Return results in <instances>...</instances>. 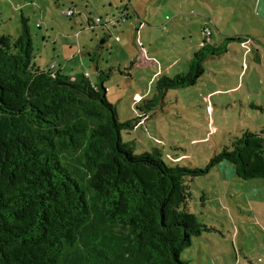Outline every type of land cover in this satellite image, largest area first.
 <instances>
[{
    "label": "trees",
    "instance_id": "obj_1",
    "mask_svg": "<svg viewBox=\"0 0 264 264\" xmlns=\"http://www.w3.org/2000/svg\"><path fill=\"white\" fill-rule=\"evenodd\" d=\"M224 46L204 42L158 95L196 85ZM33 60L22 17L18 37L0 35V264H188L181 253L212 230L190 210V184L221 163L264 179L263 135L234 138L205 168L171 167L123 141L133 125L119 121L105 77L93 85Z\"/></svg>",
    "mask_w": 264,
    "mask_h": 264
},
{
    "label": "rangeland",
    "instance_id": "obj_2",
    "mask_svg": "<svg viewBox=\"0 0 264 264\" xmlns=\"http://www.w3.org/2000/svg\"><path fill=\"white\" fill-rule=\"evenodd\" d=\"M263 12L259 0H0V35L18 37L28 19L40 68L105 77L136 155L158 149L168 166L202 169L243 133L264 137ZM235 34L244 41L226 43ZM204 42L226 52L208 58L196 85L160 97L157 81L186 73ZM190 188L191 212L212 230L181 259L264 264V179L241 180L221 163Z\"/></svg>",
    "mask_w": 264,
    "mask_h": 264
},
{
    "label": "crops",
    "instance_id": "obj_3",
    "mask_svg": "<svg viewBox=\"0 0 264 264\" xmlns=\"http://www.w3.org/2000/svg\"><path fill=\"white\" fill-rule=\"evenodd\" d=\"M259 5L261 6V9L264 11V0H259ZM264 13V12H263ZM234 36H239V35H233V36H226V37H234ZM224 37V38H226ZM244 39V38H243ZM241 37V41H244ZM99 76V75H98ZM89 79V78H88ZM99 79V77H98ZM90 80V79H89ZM97 83L93 84V85H96ZM203 206H205V204H203Z\"/></svg>",
    "mask_w": 264,
    "mask_h": 264
},
{
    "label": "built area",
    "instance_id": "obj_4",
    "mask_svg": "<svg viewBox=\"0 0 264 264\" xmlns=\"http://www.w3.org/2000/svg\"><path fill=\"white\" fill-rule=\"evenodd\" d=\"M67 15H68V16L72 15V11H69V12L67 13ZM122 19H123V21H125L124 18H122ZM97 23H100V21L98 20ZM204 34H206V35L209 37V36L211 35V32H209L208 30H205V31H204Z\"/></svg>",
    "mask_w": 264,
    "mask_h": 264
}]
</instances>
